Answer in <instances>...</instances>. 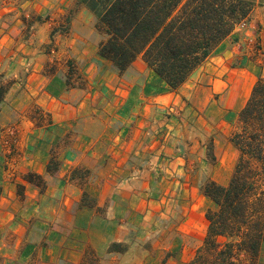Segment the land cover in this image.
Here are the masks:
<instances>
[{
	"label": "crops",
	"instance_id": "obj_1",
	"mask_svg": "<svg viewBox=\"0 0 264 264\" xmlns=\"http://www.w3.org/2000/svg\"><path fill=\"white\" fill-rule=\"evenodd\" d=\"M244 1L250 15L182 86L191 89L198 129L209 132L201 141L220 132L212 142L219 164L206 180L223 186L240 156L232 131L264 78V0ZM27 2L39 19L33 38L0 30V74L15 79L0 103V264H83L88 249L101 264H163L168 255L165 264H188L215 205L184 170L185 138L168 139L164 113L180 91L150 69L121 74L94 59L87 45L95 17L76 0ZM69 15L70 34L54 38ZM68 59L78 63V83ZM196 143L201 153L204 142ZM56 148L59 167L49 172ZM28 173L45 188L26 181ZM114 243L131 246L109 252ZM146 243L156 245L135 250Z\"/></svg>",
	"mask_w": 264,
	"mask_h": 264
},
{
	"label": "trees",
	"instance_id": "obj_2",
	"mask_svg": "<svg viewBox=\"0 0 264 264\" xmlns=\"http://www.w3.org/2000/svg\"><path fill=\"white\" fill-rule=\"evenodd\" d=\"M92 11L105 35L98 54L125 73L138 59L171 90H178L214 49L244 21L252 3L244 0H76ZM13 81L0 79V103ZM232 137L240 156L227 186L208 181L204 194L215 208L203 244L188 264H257L264 244V78L254 87ZM54 165L56 166L54 168ZM52 158L48 171L58 169ZM25 180L44 189L42 176ZM22 189V187H20ZM114 243L109 252H122ZM83 264H100L88 249Z\"/></svg>",
	"mask_w": 264,
	"mask_h": 264
},
{
	"label": "rangeland",
	"instance_id": "obj_3",
	"mask_svg": "<svg viewBox=\"0 0 264 264\" xmlns=\"http://www.w3.org/2000/svg\"><path fill=\"white\" fill-rule=\"evenodd\" d=\"M27 1L28 0H0V30H5L6 32H8L12 28L14 30L22 29L21 35H23V37L25 36V40L33 38V35L36 31V25H37L36 23L39 21V19L36 16L35 11L32 10V7H31L32 5L28 3ZM80 7H84V6H80ZM71 15L73 16V13ZM71 15H69L68 19H65L63 23L60 24V27L54 30L52 34L54 38L58 37L59 35H69L70 34L71 32L70 23L72 21L71 19L74 17V16L72 17ZM50 18L51 16L49 15V17H47V20H49ZM96 22L97 20L95 17L94 23L90 29V35L88 37V45H87L89 52H92L94 54L92 56L94 59L101 58L100 55L98 54V48H99L100 43L105 39V35L100 33L96 29ZM54 43H52L53 47L56 44ZM68 60L71 63V66H70L71 68L70 75H72L71 79L73 80L75 79V81L78 83L80 80L79 78L81 77L80 70L78 68V63L76 59H68ZM50 68L51 69L56 68L55 64L52 63ZM130 69H131V72H134L139 75L149 73V68L142 61V59H138L128 70ZM193 73L190 75L188 80L192 78V76L194 75ZM0 79L3 81L15 82L14 78L7 77L6 74H0ZM158 82L162 84V81L160 79ZM182 88L183 87L181 86L178 89L180 92L176 90L179 92L178 100L174 98V100L170 102L169 107H167L164 113V116L166 117L167 121L169 123L172 121V123H170V129H169L170 133H169L168 139L170 142V140H174L178 138L177 134L181 135L180 138H182V136L185 138L184 147H183L184 149L182 153L184 170L187 173V176L190 179L191 184H199L201 186H204V184L208 182V180L210 181V179L206 180V177L208 176V174H210L212 167L219 164L217 157L214 156V150L212 149V142L214 141V136L219 134L220 132L219 131L216 133L213 132L212 134L213 137H210V139H207V140L204 139L201 141V138H202L201 136L207 137L209 132L205 133L198 129L199 114H198L197 109L194 107L192 103L191 97L188 95L191 89L190 87L183 88V89ZM35 119L38 120L39 118L35 117ZM176 129H178L179 131ZM240 129H241L240 124H237L236 129L232 131V137L234 136L236 132L240 131ZM13 138L14 137H12L10 140H13ZM180 138L178 139L181 140ZM198 141H200V143L204 142L202 149H201V153L199 151L197 153L194 152V146L198 144L196 143ZM205 146H207L206 149L204 148ZM58 149H60V146H58ZM58 149L56 148V153H54V157H53L57 160V162H58L57 154L59 153ZM237 162L238 160L236 161L235 164H233L234 170H235V167H236L235 165L237 164ZM55 167L56 166L54 165V168ZM262 187L264 191V185ZM21 190L22 189H20V192ZM155 245H156L155 243L139 244L135 246V250H142V249L150 250V249H153ZM120 246L122 250L125 251L131 246V244L120 243ZM169 256L170 255H168L163 260L164 261L163 264H165L166 262H168V260H170ZM240 260L241 261L238 262V264H248V262L245 259L241 258Z\"/></svg>",
	"mask_w": 264,
	"mask_h": 264
}]
</instances>
